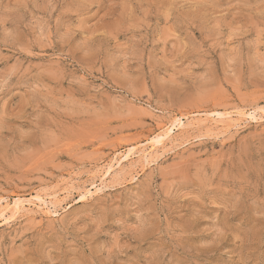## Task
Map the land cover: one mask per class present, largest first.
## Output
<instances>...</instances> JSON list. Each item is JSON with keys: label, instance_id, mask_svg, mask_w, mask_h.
<instances>
[{"label": "rangeland", "instance_id": "obj_1", "mask_svg": "<svg viewBox=\"0 0 264 264\" xmlns=\"http://www.w3.org/2000/svg\"><path fill=\"white\" fill-rule=\"evenodd\" d=\"M255 108L264 0H0V203H61L0 219V264H264ZM178 117L152 162L103 180Z\"/></svg>", "mask_w": 264, "mask_h": 264}, {"label": "bare ground", "instance_id": "obj_2", "mask_svg": "<svg viewBox=\"0 0 264 264\" xmlns=\"http://www.w3.org/2000/svg\"><path fill=\"white\" fill-rule=\"evenodd\" d=\"M259 109V108H258ZM258 109H251L250 113H246L244 110V113H240L243 112L240 110V116L245 117L246 119H253L258 120L259 118V111L262 110V113H264V109H260L258 111ZM253 110V111H252ZM213 112L211 114V116H213V120L215 121L216 124H227L232 128H237L241 125V120H237L234 119L232 117V114L235 113H230V112H220V111H211ZM210 112V113H211ZM203 113V112H202ZM201 113V114H202ZM209 113V112H208ZM205 114V113H204ZM238 114V113H236ZM179 116V115H178ZM185 116V115H183ZM187 116V115H186ZM185 116V117H186ZM185 117H178L175 118V120H173L171 123L169 122V126H163L162 130L155 134L154 137H151V139H149L145 144H141V146L139 144L137 145H132L130 147H128L124 152H121L113 157L112 161L110 163L107 164L106 162V168L104 166L105 172L103 173V180L107 177H110L111 175H113L114 172L117 171V169H121L123 168L124 164L127 162H131L135 157L136 158H142L145 162H152V154L160 148L163 147L164 144L168 143L167 141H171V139L173 138V134L177 131H185L187 129V126L190 124L189 122H187L186 120H184ZM240 118V117H239ZM264 119V118H262ZM261 119V120H262ZM190 120V118H189ZM192 125V124H191ZM196 125V124H195ZM162 126V125H161ZM194 126V124H193ZM197 126V125H196ZM231 129V128H230ZM180 136V135H179ZM178 136V137H179ZM175 138V137H174ZM191 138V137H190ZM189 138V139H190ZM179 141V140H177ZM182 141V140H181ZM191 141V140H190ZM188 142V141H187ZM176 143V142H175ZM178 143V142H177ZM139 145V146H138ZM145 145V146H143ZM172 145V144H171ZM143 146V147H142ZM165 148V147H164ZM162 150V149H161ZM160 151V150H158ZM157 153V152H156ZM112 158V157H111ZM154 158V157H153ZM158 158V156H157ZM111 160V159H110ZM106 161V160H105ZM143 162V161H142ZM128 165V164H127ZM149 165V164H148ZM145 166V165H144ZM96 168V167H95ZM126 168V167H125ZM135 168V167H134ZM139 168V167H138ZM102 170V168H101ZM100 170V172H101ZM95 171V170H94ZM103 172V170H102ZM132 172V171H131ZM93 173V171H92ZM118 173V172H117ZM116 174V173H115ZM133 174V173H132ZM126 175V174H125ZM94 176V175H93ZM114 176V175H113ZM138 176V174H137ZM132 177V176H131ZM116 178V177H115ZM120 178V177H119ZM97 179V177H96ZM94 178V181L91 182L90 184V188H86L84 191H86V193L83 195L81 194L83 197L86 196V194L88 193H92V189L95 188L96 190L99 189L98 185L96 183V180ZM101 179V178H100ZM134 179V177H133ZM74 180V179H73ZM91 180V179H90ZM109 180V179H108ZM102 182V180H101ZM106 185V184H105ZM80 188V187H79ZM73 190V189H72ZM75 190V189H74ZM64 191V190H63ZM69 191V190H68ZM81 191V190H79ZM83 191V192H84ZM62 193V192H61ZM82 193V192H81ZM57 195L58 193H52V194H42V193H36L32 198H22V197H17L16 199H14L13 201H8V200H3L2 198V203H0V219H3V221H8L10 218L21 214L24 211L30 210L33 207L38 208L41 212H43L44 214H48V215H59V209L58 207L61 206L59 203V201H57ZM67 195H70L69 193ZM80 195V196H81ZM65 196V195H64ZM81 196V198H82ZM61 198V197H60ZM63 202V201H62ZM67 208V207H65ZM64 208V209H65ZM63 209V210H64ZM62 211V209H61ZM35 214V213H34Z\"/></svg>", "mask_w": 264, "mask_h": 264}]
</instances>
